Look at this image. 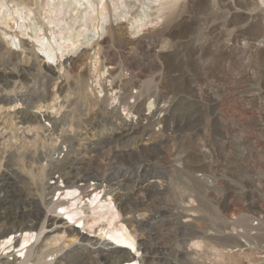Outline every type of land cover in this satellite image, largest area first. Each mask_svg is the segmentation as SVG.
I'll list each match as a JSON object with an SVG mask.
<instances>
[{
    "label": "rangeland",
    "instance_id": "rangeland-1",
    "mask_svg": "<svg viewBox=\"0 0 264 264\" xmlns=\"http://www.w3.org/2000/svg\"><path fill=\"white\" fill-rule=\"evenodd\" d=\"M153 1L118 0L124 27L139 45L100 36L103 45L93 47L84 43L88 38L81 37L76 44L83 43L88 55L78 57L71 52L75 64L70 67L64 63L68 72L62 79L33 55L36 50L15 54L7 45L0 46V234L42 222L33 204L38 173L47 160L55 161L57 154L65 152L55 149L40 164L25 157L22 162L19 145L26 141V148L32 145L29 139L20 143L23 135L18 134L25 126L27 130L28 123L22 125L27 113L43 106L41 110H53L58 118L57 130L47 131L43 142L53 147L62 140L66 144L61 147L70 143L78 149H73L69 158L62 155L61 161L71 158L76 169L112 173L116 193L137 203L134 216L121 215L114 221L124 220L134 238L146 241L147 250L137 256L147 255L149 264H258L255 253H261L264 261V0H168L172 3L161 15ZM145 13H149L146 25L134 33L132 26L144 19ZM72 16L80 13L64 16L73 29L71 38H76L83 29L82 21L78 18L80 22H74L69 18ZM96 20L87 23L85 36L102 24ZM94 64L99 66L97 70ZM114 81L119 82L106 94L109 100L104 105L95 104V94L103 96L98 82L111 89ZM59 85H65L66 92L60 94ZM92 90L95 93L91 96ZM130 91L138 94L137 101L133 96L124 104L120 100L124 108L120 106L119 112L134 117V125L125 121L124 115L122 119L110 112L111 103H117L115 96ZM10 99L19 103L14 110L8 109ZM41 122L48 125L44 119ZM5 129L7 132L1 133ZM29 149L31 155L33 146ZM155 182L163 183L160 187ZM90 183L88 186L94 181ZM49 198L57 200L58 195ZM133 217L144 222L141 231L129 222ZM231 234H250L254 241L244 242L240 254V247L223 249L217 242L208 245L203 239L205 235ZM193 242L211 249L201 245L194 250ZM98 264L108 263L102 259Z\"/></svg>",
    "mask_w": 264,
    "mask_h": 264
},
{
    "label": "bare ground",
    "instance_id": "bare-ground-1",
    "mask_svg": "<svg viewBox=\"0 0 264 264\" xmlns=\"http://www.w3.org/2000/svg\"><path fill=\"white\" fill-rule=\"evenodd\" d=\"M110 2L112 3V7H113L112 10H110V8H109L110 6L108 5V0H0V25L4 26V28L1 27V32H0L1 35L0 36L2 37V39H0V46H3L4 44L7 45L9 47V49H11V51L14 52L15 54H18L19 51L26 52L28 50H34V52H35V50H36V52L34 54L32 52V54L37 59L41 58L40 61L43 63V66H45V68H47V70L49 69V71L53 72L54 74L57 73L60 78L64 77L66 75V73L68 72V71L66 72V69L64 67V63L67 62V64L69 66L75 64L74 59L76 57L75 56L70 57L71 52L78 55V57L88 55V50L83 48V45H82L83 43H81L80 45L76 44V41H78V40L80 41L81 37H83V39H85L84 37L88 38V39H86V41L84 40V43L93 45V47L103 45L102 43H104V42H101L99 40V39H101L100 36H104L106 38L108 37V38H110V40H111V38L113 40H124L128 44L131 43V45L132 44L139 45L138 43H135L133 41V39H132L133 37L131 38V36H129L128 28L124 27V24L122 22V19H123L122 13H118L119 12L118 10L120 7V5H118V0H111ZM153 3L158 4V6H156L157 13L159 15H161L164 13L165 7L169 3H172V2H170L168 0H154ZM73 12L74 13L75 12L80 13V16L79 17H73L72 16L69 18L74 19V22L77 21L78 18H80V20L82 21V24L80 21H77V22H80V26L83 27L82 31L78 30L79 32L76 34V38H71V36H74V35H72L73 29L71 28L70 23L66 22V19L64 17L67 14H70ZM111 13H113V17L115 18L114 23L112 22ZM148 14L149 13H145L144 19H140L136 25L132 26L134 33H138L140 31V29L144 25H146V23H147L146 18H147ZM95 19H97L96 21L100 20V23L102 22V24L99 26L97 25L95 27L93 26L94 27V33L92 32L93 34L91 33L92 35L90 34L89 37L87 35L85 36L84 32H87L86 29L88 28L87 23L89 21L92 22ZM67 20H69V19H67ZM61 21H63V22L61 23ZM11 22L13 25H11ZM31 24H33L34 26H32ZM77 24H79V23H77ZM80 26H79V29L81 28ZM157 32H159V31H157ZM130 34H132V33H130ZM149 34L151 35V31L148 33V36H149ZM95 38H97V39L95 40ZM74 39H76V40H74ZM106 41H108V40H106ZM141 44H140V46H141ZM135 45H134V47H135ZM78 62H80V60H78ZM91 65H92V63H91ZM93 66H94V68H93L94 70H97V68L99 67V66H96V64H94ZM40 67H41V65H40ZM75 67H76V65H75ZM90 67L91 66H89V68ZM41 68H43V67H41ZM90 69H92V67ZM41 71H43V70L41 69ZM89 71L93 72L91 70H89ZM69 74H71V73H69ZM109 76H111V75H109ZM59 77H57V78H59ZM66 79H67V77H66ZM65 81H67V80H65ZM98 81L100 82V80H98ZM125 81L127 82L126 79H125ZM99 82H98V85L100 86L99 93L103 94V96H99V95L96 96V94H97L96 93L95 94L96 98L95 97L94 98L97 100V102H95V101L94 102H95V104L97 103L100 105H104L105 101L109 100V97L106 94L108 92H110L112 89H115L117 86V82H119V81H117V82L114 81L110 85L111 89H108L106 84H104L105 81H104V83H99ZM56 83H58V81ZM56 83H55V85H56ZM123 83H124V80H123ZM65 84H66V82H65ZM124 86H125V84H124ZM64 87H65V85H64ZM64 87L59 85L58 89L60 91V94L64 91ZM132 87H133V85H132ZM121 89H123V88H121ZM128 89H130V86L128 87ZM93 90L90 92L91 96L93 95V93H95V92H93ZM117 90H119V89L117 88ZM64 92H66V91H64ZM56 93H57V91H56ZM126 93L127 94H125V95L119 94L118 97L115 96L114 99H115V101H117V103H115L114 101H113V103H111L110 112L115 117L120 115V117L122 118V116L124 115L125 121H130L132 123V125H134L136 123L134 117L127 116L125 114H121V112H119V110H120V106H122V107L124 106L121 104L124 101H126V99L133 96V97H135V100H136V98H138L139 96L137 93L136 94L138 97L132 95L131 91H130V93H128V92H126ZM50 94H48V95H50ZM54 95H55V93H54ZM62 95H64V93ZM91 96H90V100L92 98ZM55 98H56V96H55ZM94 98H93V100H94ZM53 99H54V97H53ZM58 99L60 102V97H58ZM120 100H122V103L120 102ZM15 102H17V101L10 99L8 101V104H11V106L9 108L8 107L7 108L9 110L16 109V107L18 106L19 103L16 104ZM58 103L56 106L59 105ZM108 103H110V102H107V104ZM138 104H140V103H138ZM56 106H53L51 108L55 107L58 109V107H56ZM133 106H135V105L133 104ZM42 107L43 106H41V108H40V106H39L40 110L42 109ZM97 107L98 106L96 105V108ZM104 107H106V104ZM138 107H135V108L139 109ZM40 110L39 111L37 110L34 112H28V113L26 112L27 113L26 120H22L23 121L22 125L24 123H28L27 130L25 129L26 126H25V128L22 127L23 131L21 132L19 130L21 133L18 134L21 137L23 135V137H22L23 140L21 142L20 141H18V142L22 143L23 141L25 142L26 139L27 140L29 139L30 140L29 142H31V145L33 146L34 151L31 153V155L28 153L27 149H29V148L28 147L26 148V143H27V141H26L25 145H23V146L19 145L21 148H20V150L17 148L19 150L18 153L19 152H22V153L19 154L20 156H18V154H16V156L22 157L23 158L22 162L24 161V157H25V159L29 158L30 160H32L33 163H39L40 164V162H42V160H46L47 158H49L50 157L49 153L54 151L55 149L57 150L58 148H60V153H63V152H65V153L60 154V155L57 154L58 156H57L55 161H48L47 160L48 164L46 166H41L39 173L37 172L38 178L37 177L36 178L38 179V181H37L38 187H37L36 198L33 200V204L36 206L35 209H37V212L39 213L40 219L42 221L41 224H39V222L37 220V222H38L37 224L24 225L23 227H21V229L19 228V230L15 231V232H11L10 230H5L3 233H1L0 234V264H70V262H72L74 264L77 262L82 263V264H98L99 261H101L102 259L107 261L108 264H122V263H125V264H138V263L139 264H149V259L147 258V255L145 256V254H144V256L141 255V257L137 256V254H139L141 251L147 250L146 241L143 240L142 237H141V239L137 238L138 240L136 238H134L133 235L129 232L124 220H121L120 222H117L116 224H114V221L117 218H120L121 215H126V214L129 215L130 214V215L134 216L135 213L137 212V208H138L136 206L137 203H135L136 205L132 204L133 202H135L134 200L132 203H130L128 197L125 196V199H124L123 195H121L122 193L121 194L116 193V189H113V186H112L113 181L111 184L112 173H107L104 171H103L104 173H101V172L97 171L96 168H93V169H96V171L90 170L89 172L84 170V169L79 170L78 165H77L78 169H76L75 168L76 165L74 166V164H73L74 160L71 158L69 160H67V162L61 161L62 155H63V157L66 156L67 158H69L68 156L70 154L72 155L73 149H74V151H75V149L76 150H78V149L74 148V146L71 145L70 143H69V146L61 147V145L63 146L64 144H66V143H63L62 140L59 141V142H61L60 144L57 143L53 147L50 146L51 148L47 144H45V142H43L45 140L44 134L47 131L50 132L51 130H57V119L58 118H56L57 117L56 113H54L53 110H51V112L47 111L45 109L41 110V111ZM104 110H106V109H104ZM57 113H58V111H57ZM58 115H60V114L58 113ZM104 115H106V113ZM109 115H111V114H109ZM102 116H103V114H102ZM40 119L41 120L44 119V122L48 121V125L47 126H46V124L43 125V123L41 122ZM113 120H114V118H113ZM14 121H16V120H14ZM17 121H18V119H17ZM5 124L3 123L2 125H5ZM11 127L14 128V125ZM3 128H4V126H3ZM5 130H4V132H1V133L7 132V130L6 131ZM17 130H18V128H17ZM15 132H17V131L15 130ZM53 132L49 133V134L50 135L54 134ZM134 132H135V130H134ZM16 135H15V138H16ZM56 135H58V134H56ZM19 139H21V138H19ZM46 139H48V138H46ZM51 139L52 138H50V140ZM55 139H57V138H55ZM58 139H60V138L58 137ZM64 141H65V139H64ZM56 142H58V141H56ZM53 143H51V144H53ZM22 144H24V143H22ZM14 146H15V143H14ZM32 146L30 147V149L32 148ZM15 147H18V145H16ZM30 149H29V151H31ZM10 150H11V147H10ZM46 150H48V152H46ZM7 154H9V153H7ZM14 156H15V154H14ZM111 157H113V156H111ZM114 157H116V156H114ZM108 160H109V158H108ZM26 161H28V159ZM19 166H21V165H19ZM22 166H23V164H22ZM80 166H82V164ZM29 167L30 166H28V168ZM0 168H1V166H0ZM22 168H24V167H22ZM22 168H21V170H22ZM88 168H90V167H88ZM88 168H86V169H88ZM26 169L24 171L28 172ZM35 170H36V168H35ZM106 170H108V169H106ZM30 173H31V171H30ZM31 175H32V173H31ZM32 177H33V175H32ZM90 181H94V184L92 186H88ZM60 182L62 183L61 185H60ZM78 183H82L81 184L82 186H79ZM119 183H117V184H119ZM159 183L155 182V184H157V185H159ZM162 183H160V185H159L160 187H161ZM196 183H197V180H196ZM197 185H196V187H197ZM138 186L139 185H137V187ZM147 186H148V184H147ZM142 188H143V186H142ZM34 189H35V187H34ZM199 189H198V191H199ZM120 191H121V189H120ZM56 194L58 195L57 200H54L55 197L52 199L49 198L50 196L53 197ZM123 194H124V192H123ZM31 198H33V197H31ZM30 201H31V199H30ZM70 204H72V205L70 206ZM142 204H144V203H141V205ZM57 210H59V211L61 210V212H63V214L57 213L56 212ZM50 211L53 212V214L49 213ZM36 215H38V214H36ZM65 216L67 217V220L64 218ZM152 220H154V219H152ZM68 221H70L72 223H70ZM179 221H180V219H179ZM129 222L137 224L138 225L137 227H139L140 231L143 228L142 225L144 226L143 221L135 219L134 217L131 218V220H129ZM168 222H169V220H168ZM118 223H120L121 227L118 225ZM181 224H182V222H181ZM147 227L148 226H146V228ZM149 227H151V226H149ZM145 231H146V229H145ZM158 233H159V231H158ZM151 239L152 238H150V240ZM203 239H204V242H206V243L208 242V245H209V243L217 242L220 247H223V249H226V247L227 246L229 247V245H230V247H240V249H241L240 254H242V252H243L242 249L246 244H250L252 241H254L253 236L250 234H242V235H240V234L239 235H232L231 234V235H219V236H217V235L216 236H213V235L212 236L211 235L206 236L205 235L203 237ZM200 242H198V243L193 242L194 248H192V249L198 250L202 245ZM244 242H245V245L243 244ZM128 245L132 246L134 248V251H136V252L133 253L132 252L133 250L131 251L127 247ZM214 245H213V247H214ZM224 245H226V246H224ZM155 246H156V244H155ZM204 246H207V244H205ZM211 247H212V245H211ZM208 248L211 249L210 247H208ZM214 248H212V249H214ZM215 250H216V248H215ZM187 252H189V250ZM184 253H185V251H184ZM192 254L193 253H191V255ZM154 255H155V253H154ZM255 255H256V259L257 260L259 259L258 264L264 263L263 260L261 261V253L257 252V253H255ZM187 256L189 257V255H187ZM192 260H193V257H192ZM193 263H195V262H193ZM188 264H190V262ZM196 264H198V263H196Z\"/></svg>",
    "mask_w": 264,
    "mask_h": 264
}]
</instances>
